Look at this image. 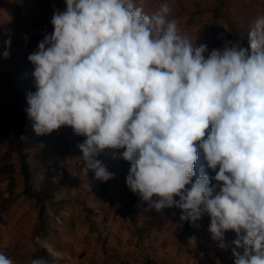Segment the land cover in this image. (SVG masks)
Listing matches in <instances>:
<instances>
[{"label":"clouds","instance_id":"9594fccd","mask_svg":"<svg viewBox=\"0 0 264 264\" xmlns=\"http://www.w3.org/2000/svg\"><path fill=\"white\" fill-rule=\"evenodd\" d=\"M65 3L28 56L34 132L85 137L80 158L102 182L115 174L97 157L123 149L126 185L149 209L174 207L192 224L208 214L211 239L234 264H264V15L247 47L209 50L179 33L167 3L151 14L137 0ZM200 151L214 176L201 169L193 183ZM0 264L13 261L0 253Z\"/></svg>","mask_w":264,"mask_h":264},{"label":"rangeland","instance_id":"374dc122","mask_svg":"<svg viewBox=\"0 0 264 264\" xmlns=\"http://www.w3.org/2000/svg\"><path fill=\"white\" fill-rule=\"evenodd\" d=\"M137 3L150 14L169 4V20L177 21L179 33L197 45L206 43L209 50L223 49L240 37L247 47L250 24L264 15V0ZM54 9L65 11V0H0V253L13 264H31L36 258L46 264H234L231 248L222 250L211 239L208 214L192 224L181 222V212L174 207L156 212L138 195L133 201L126 185L130 164L121 158L123 149H106L97 157L115 174L102 182L80 158L77 145L85 137L70 127L47 135L34 132L25 111L27 94L36 90L28 56L53 31ZM17 141L27 153L25 163L36 162L40 191L53 197L42 213L33 190L23 192ZM198 155L193 183L201 169L214 176L202 151ZM225 235L228 242L235 238L231 231Z\"/></svg>","mask_w":264,"mask_h":264},{"label":"trees","instance_id":"16d2710c","mask_svg":"<svg viewBox=\"0 0 264 264\" xmlns=\"http://www.w3.org/2000/svg\"><path fill=\"white\" fill-rule=\"evenodd\" d=\"M26 1H35V0H26ZM1 2H3V0H1ZM233 29V31H238V29L231 27ZM242 42H246L245 38H239ZM6 73V72H5ZM4 73V74H5ZM8 75V73H6ZM11 81V80H10ZM18 142V141H17ZM22 148L23 145L21 142H18V147H17V153L19 154V161H20V170H21V174L25 180V185H24V190L23 192L25 194H29V191H32L33 194L36 197V204L37 206H39L40 212L42 213L44 208H45V204L47 202H53V197L51 194L47 193V191H40L39 185L36 183V180H38L40 178V171L37 168L36 162H30V164L25 163V155L27 153H23L22 152ZM42 194L40 195L39 193ZM134 198L133 201H135V198L137 197V194L133 193ZM128 215H129V211H128Z\"/></svg>","mask_w":264,"mask_h":264}]
</instances>
